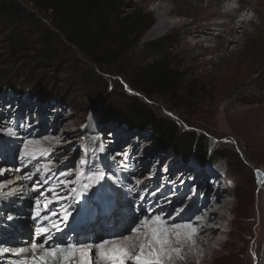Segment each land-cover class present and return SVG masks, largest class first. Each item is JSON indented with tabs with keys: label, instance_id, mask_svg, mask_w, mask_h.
<instances>
[{
	"label": "rangeland",
	"instance_id": "1",
	"mask_svg": "<svg viewBox=\"0 0 264 264\" xmlns=\"http://www.w3.org/2000/svg\"><path fill=\"white\" fill-rule=\"evenodd\" d=\"M15 1L19 2L26 12L33 16L32 26L30 25L20 34L24 41V48L18 47L11 38L0 35V73L6 68L9 69L11 63L18 59L19 56L16 57V54L19 50L24 51L26 49L23 54L28 58L36 57L37 52L35 51L44 43L39 28H47L54 32L49 40L56 55H59L62 59L60 62L43 69L39 77L43 87H53L50 91L51 96L46 97L43 101L40 96L32 95V92L34 94L37 92L36 89L29 91L21 86L19 87L15 82L2 83L0 81V101L3 102V105H9L8 108L14 106L25 117H29L31 113L33 122L36 121L39 113L48 108L49 111H53L51 113L53 118L57 116L58 109H63L64 114H62L68 117L66 119L68 124L64 127L72 124L70 126L72 130L69 133L70 136L65 139V142H70L68 143L69 149L63 156H66L67 160L72 158V162H75L73 167L75 166L76 169L81 164L79 162L83 160V153L88 148L85 138V130L88 126L92 127L95 137L94 144L97 149H101L107 143L101 144L100 137L107 136V140L113 139L115 130L119 128L118 125H121V130L115 135L117 139L119 134L127 136L122 148L129 143L136 144V141H139L142 137L145 142L143 141L141 145H145V147L140 148L138 151L140 153L145 150L147 159L154 157L162 159L160 163L155 162V160L151 161L153 165L149 169H158L161 171V177L165 176L167 169L172 165L173 168L187 167L192 175H197V179H200L202 173L205 179L207 175L210 176L208 180L206 179L205 186L211 184L214 187L220 183H225L231 191H234L235 184L230 182V177H225V172L221 170L223 166H226L232 176L238 178L241 182V192L243 194L245 190L252 188V186L247 185L248 179H251L254 188L256 187L252 197L254 217L249 219L252 224L250 232L246 234L245 239L240 243L241 246H244V250L241 254H238L239 260L241 259L238 264H264V235L258 223H256L259 214L257 193L264 186V0H235L239 8L236 14L247 18V21H241L236 25L231 22V15L227 19L224 18V20L214 18L217 9L210 7V2L213 0H166L168 3L163 0H116L118 5L116 13L112 16L113 23H117L118 20L131 21L133 18L140 16L149 19V23L144 31L135 38L136 41L135 39L129 40L123 46V50L125 48L126 50L122 51L116 64L104 65L99 69H96L97 67L95 68L94 64L88 58H85L77 48L66 46L64 35L56 30L51 13L46 14L37 10L32 0ZM160 6L169 8L172 11V15L168 18L174 24L170 25L160 35H155ZM232 12L233 10H230L229 14H235V12ZM36 25L40 26L36 27ZM159 48L168 51L158 53ZM164 55L168 57L167 61L173 64L172 67L178 69L181 73L189 74L192 78L199 76L201 81L197 87L204 91L199 95L194 89L195 97H183L178 104L179 108L173 106L174 113L172 112V106L166 102V99L157 96L147 97L137 87L136 74L151 64L157 57ZM93 69L99 75L101 74L103 83L107 85V88L91 95L84 89L81 75L83 72ZM47 83L51 86L45 85ZM121 96H138L145 104L150 105L158 116L175 119L178 115L181 118L180 129L183 132L191 131L195 133L203 146L207 147L208 157L204 160L197 159L194 156L181 157L174 148L161 146L150 129L132 128V126L120 122L119 119L108 121L106 125L101 126L99 124L100 113L111 100L123 98ZM11 97L15 98L14 105L11 104L14 102ZM20 100H27L28 102L24 103ZM238 101L242 103L238 104ZM21 107L22 109H20ZM92 118L97 120V124L92 122ZM10 119L11 123L14 122L13 117ZM101 129H111L113 134L109 135V132L105 134ZM134 138L136 140L130 142ZM7 139L11 142L18 141L14 138ZM73 139L77 141L72 143ZM110 146L111 144H108V148L112 147ZM18 148L17 151L15 150V154L11 155V159L12 156L15 160L19 159L21 146H18ZM122 148L119 149L122 150ZM78 149L80 150L79 153L75 154ZM151 150H156L159 154L155 156L156 154L154 155ZM99 153H101V156L104 154L100 150ZM125 154H128V152ZM139 155L140 157H137V160L138 163H141L143 155ZM97 156L99 154L96 155L95 152L93 159H96ZM2 159L4 160V157ZM107 159L112 161L114 157L109 155ZM46 163L49 164L48 161ZM10 164L4 163L0 167L20 170L21 160H18L12 166H9ZM32 169L34 170L36 167ZM120 169L121 172H125L122 168ZM81 171L78 173V178L73 181L76 184L77 179L81 178L79 175ZM180 171L176 170L175 174L178 176ZM257 171L261 175L260 178ZM5 172L3 176L6 175ZM82 172L85 174L86 170ZM146 172L138 177L140 181L144 177V180L140 182L142 184L147 183L150 178ZM52 177V175L47 176V179ZM132 177L135 178L134 175ZM3 178L0 180V185H6V182L3 181L9 179L7 177ZM88 178L89 176H86L83 183H87L86 185L90 183V191L96 190L98 187L93 188L91 180ZM129 178L131 177L129 176ZM259 179L262 182L259 183ZM36 181L39 180L31 182L30 187L32 191L38 192L34 189L40 187ZM103 181H106V178ZM131 184L133 183L127 185V191L128 189L129 191L139 189L136 186L131 187L133 186ZM100 185L105 187L103 183ZM161 186L164 187L165 185H159L160 192L166 187L162 188ZM143 187L145 188L147 185ZM196 187L197 185L195 186L193 182L190 183L186 189V196L177 206L184 205L185 208L189 209L193 203L188 194L195 193ZM78 189V185H72L69 194L73 193L74 198L79 194V196L81 195L79 198L83 197V199L88 195L90 196L87 192H80L82 187L80 190ZM177 191L175 189L173 193ZM124 195V192L119 193V200L121 198L125 199ZM203 198L204 195L200 192V200L202 201ZM102 199L103 196L98 195L92 201L96 202ZM174 199L172 197L167 200ZM189 201L190 204L187 203ZM136 203L135 205L130 203L129 210L139 214L145 208L140 207V211L138 209L139 202ZM94 204L90 203L83 213L86 214L90 207L93 208ZM35 206L37 205H34L33 209ZM30 207L31 205L28 209ZM158 210L160 209L156 211ZM167 211L170 212L168 215L167 212L161 213L162 218L167 219L170 217L169 215L174 213L170 207H167ZM138 222L135 221V225ZM55 230H53V233L58 231ZM66 230L65 226L57 236L63 237L64 232H66L65 237L68 240H76L73 238L75 237L73 231ZM122 234H126V231L124 230V233L118 232L115 238L120 237ZM90 237L83 236L81 239L88 242ZM183 243H187L186 240ZM191 243L194 247V241ZM258 244L260 259L256 258L254 250Z\"/></svg>",
	"mask_w": 264,
	"mask_h": 264
},
{
	"label": "bare ground",
	"instance_id": "2",
	"mask_svg": "<svg viewBox=\"0 0 264 264\" xmlns=\"http://www.w3.org/2000/svg\"><path fill=\"white\" fill-rule=\"evenodd\" d=\"M163 1L167 2L166 0ZM233 4L236 6L233 7ZM210 7L217 9L214 14V18H217L216 20H224V18L227 19L229 15H231L232 17H230V20L233 25L241 21H247L245 16L243 17L242 15L236 14L239 8L235 0H213L210 2ZM230 10H233L232 13L235 12V14H229ZM158 15L159 20L155 35H160L163 31L167 30L170 25L174 24L170 22L168 18L172 15V11L169 8L160 6ZM148 38H150V36H148ZM11 99L14 101L15 98L11 97ZM20 101L24 103L28 102L27 100ZM14 103L15 101L11 104L14 105ZM8 107L10 106L3 105V102L0 101V155L4 157L3 163H11L9 166H12L14 163L16 164L18 160H21V164L20 170H10L8 169L9 167H6V169H4L5 167H0V180H2V177L9 178L3 181L6 182V185H0V264L9 262L8 259H6L7 261H3V259L7 257L4 252L9 249V245L7 244H12L15 253H20L21 256L29 260V262H25L18 257L19 263L34 264V259L38 255H42L44 249L49 246L87 244L92 245L90 251L92 264H106V262L98 256L99 250L96 248V245L106 240L123 243L125 237H131L134 242L139 243L136 238L135 229H140V231L143 232L142 221L144 219L157 215L161 217V213L166 212L168 215L170 212L167 211V207L173 209L174 212L173 215L169 216H174L178 213V210L183 209L182 213H179V222H191L193 218L200 215L205 217L204 221H199L194 224L198 227L199 231L192 237L194 247L191 246L190 243H183L182 239L180 245V257L182 258H175L171 264H238V261L241 260H239L238 254L243 252L244 246H241L240 243L245 239L246 234L250 232L252 224L249 222V219L254 217L252 197L254 196L253 191H255L254 189L256 187L254 188L251 179H248L247 185L250 187L252 186V188H248V190L245 191L243 190V194V192H241V182L237 178L233 179L230 174L231 172L226 166H223L221 170L227 174V177H230V182L235 184L234 191H231L225 183H220L218 186L214 187L211 184L205 186L204 184L207 182L206 179L208 180L210 176L207 175L205 179L202 173L200 176L201 180L197 179V175H192V172L187 167L184 168L179 166L173 168L172 165L167 169L165 176L161 177V171L158 169H149L153 165L151 161L155 160V162L158 161L160 163L162 159L155 157V159H147L145 150L140 153L138 151L140 148L145 147V145H141L143 141L145 142L142 137L139 141H136V144L129 143L119 151H111L112 148H108V144H111V146L117 144L115 133L121 130L120 125H118L119 128L115 130L112 137L113 139L107 140V136L100 137L99 140L101 144L107 143V145H103L101 149H97L94 144V133L91 129L92 127L88 126L85 130L88 148L87 151L83 153L82 160H86L87 165H83L79 162L81 164H79L76 169L75 166L73 167L75 162H72V158L67 160L68 158L63 156L68 151V143H70L65 142V139L70 136L69 133L72 131L70 128L72 124L64 127V125L68 124L66 120L68 117L63 115V109L57 108L59 110L58 114L53 118L51 115L53 111H49L48 108L44 111L45 113H39L36 121L33 122L31 113L29 117H25L19 110H16L14 106L11 108ZM20 109H22V107ZM12 117L14 119V122H12L13 124L10 122V118ZM91 120L93 123L97 124L95 118ZM8 129L16 131L17 135L22 136V139L19 138L18 141L11 142L7 138L13 137H10L7 132L5 133ZM28 140H42V147L49 156L45 158L44 155H41L38 157L37 161H33L26 155H23L22 147ZM135 140L134 138L130 142ZM72 141V143H75L77 140L73 139ZM18 146H21L19 150V159L15 160L13 158L14 156H12L11 159V155L15 154V150L17 151V149H19ZM127 146L131 147L128 148ZM125 148L126 150H124ZM99 150L104 153L102 156ZM79 151L78 149L75 154L79 153ZM121 151L123 152L121 153ZM151 151L154 155L156 154L155 156L159 154L156 150ZM95 152L96 155L99 154V156L93 159ZM126 152H128V154H125ZM139 154L143 155H141L143 157L140 161L141 163H138L137 160V157H140ZM109 155L114 157L112 161L107 159ZM46 161H48L49 164H47ZM33 167H36V169L33 170ZM119 168H122L125 172H121ZM81 170H86V173L83 177L77 179L76 184L73 181L76 180L75 178H78V173ZM176 170H181L178 176L175 174ZM146 171L149 172L147 173ZM4 172L6 173L5 176H3ZM144 172H146L150 178L147 183L142 184L140 182L144 180V177H141V181L138 177L143 175ZM257 173L258 177H261L258 171ZM51 175L53 177L47 179V176ZM132 175H134L135 178L132 177ZM86 176L93 178L91 179V186L93 188L98 187L96 190L90 191V183L85 187L87 183H83V181L86 179ZM97 176L100 178L95 179ZM129 176L131 178H129ZM105 178L106 181H103ZM35 180H39L36 181V183H38L40 187L34 188L38 192L32 191L30 187V183ZM192 182L195 186L197 185L196 192L188 194L193 204L189 209L185 208L184 205L177 206L184 198L185 193H187L186 189ZM260 182H262L261 179H259V183ZM102 183L105 187L100 185ZM129 183H133L131 187L136 186L139 189L135 191H133L134 189H131V191L128 189L127 191L126 187ZM72 185H78V190L82 187L80 192H87L90 196L88 195L83 199V197L79 198L81 195L79 196V194H77L76 198H74L75 195L72 196L73 193L69 194ZM144 185H147V187L144 188ZM159 185H165L166 187L164 186L165 189L160 192ZM161 187L164 188L163 186ZM173 187L175 188L173 189ZM175 189L178 191L173 193ZM146 191L147 193H145ZM122 192L125 194V199L121 198L119 200V193ZM200 192L204 195L202 201L200 200ZM56 194L57 196H55ZM92 194L95 195L92 197ZM98 195L103 196V199L96 202L92 201V199ZM172 197L175 199L167 200ZM136 202H139L138 209L140 211V207L145 208V210L139 212V214L138 212L136 213L129 210L130 203L135 205ZM257 202L259 214L257 218L255 217L256 223H258L264 235V186L260 188L257 193ZM90 203L95 204L93 208L90 207L88 212L84 214L83 212L87 210ZM187 203L190 204V201ZM30 205L31 207L28 209ZM34 205L37 206L33 209ZM157 209L160 210L156 211ZM65 210H67V212H74L77 210L76 213L78 218L76 217V220H74L71 225L66 223L70 220V216L67 217V220L63 218ZM53 212H55L56 215H52ZM45 217H47V219H45ZM161 219L168 225L166 218L161 217ZM135 221H139L138 224L135 225ZM53 222H58V231H56L57 229L55 227L51 226ZM63 222L64 224H61ZM65 226L67 228L66 231H73L75 235L73 238L76 240H68L65 237L66 232H64L63 237L57 236ZM120 227L122 229H119ZM41 228H46L48 230L47 233H41ZM53 230L56 232L53 233ZM124 230L126 234H122L120 237L115 238L118 232L124 233ZM46 235H51L52 240L47 241L43 248L33 249L32 244L36 243L39 245L41 241L45 240ZM83 236L91 237L88 242H86L81 239ZM25 237L29 238L25 239ZM107 248L110 250L111 244H109ZM254 250L256 258L260 259L258 252L259 244L256 245V249ZM60 255L62 256V254ZM8 258L10 257L8 256ZM77 261L78 256L77 260L73 261V264H77ZM56 264H62V259L57 260ZM128 264H133V262L129 261Z\"/></svg>",
	"mask_w": 264,
	"mask_h": 264
},
{
	"label": "trees",
	"instance_id": "3",
	"mask_svg": "<svg viewBox=\"0 0 264 264\" xmlns=\"http://www.w3.org/2000/svg\"><path fill=\"white\" fill-rule=\"evenodd\" d=\"M32 1L37 10L52 14L55 28L64 35L66 46L77 48L85 58L94 64L95 68L97 67L96 69L104 65L116 64L122 51L126 50V48L123 50V46L129 40H134L139 36L149 23V19L143 16L133 18L131 21L118 20L117 23H113L112 16L116 13L118 5L116 0ZM32 21L33 16L29 15L19 2L0 0L1 36L11 38L18 47L24 48V41L20 34L31 25ZM39 26L36 25V27ZM39 29L44 43L35 51L37 52L36 57L28 58L23 54L26 49L19 50L16 54V57L19 56L18 59L16 58L17 60L11 63L9 69L1 71L0 81L2 83L15 82L19 87L29 91L36 89L37 92L35 94L32 92V95L40 96L44 101L46 97L52 95L50 91L53 87L49 83L45 85L51 86V88L43 87L42 82L39 81L41 71L60 62L62 57L56 55L49 40L54 32L47 28ZM167 51L159 48L158 53ZM167 60L166 55L157 57L137 73V87L147 97L157 96L166 99L174 113L173 106L179 108L178 104L183 97L193 98L196 96L195 90L199 95L204 91L197 87L201 81L199 76L192 78L189 74L181 73ZM81 78L88 94L93 95L100 92L101 89L107 88V85L103 83V77L95 69L83 72ZM121 97L123 98L111 100L102 110L99 117L101 126L106 125L108 121L119 119L120 122L132 126V128L150 129L161 146L174 148L181 157L194 156L201 160L208 157L207 147L203 146L196 134L191 131L183 132L180 129L181 118L178 115L175 119L158 116L153 108L145 104L138 96ZM238 102V104L242 103ZM101 131L105 134L108 132L109 135L113 134L111 129H101ZM125 137L127 136L119 134L117 144L111 147V151H119V148H122L127 140ZM225 177H227L226 173ZM233 179L236 178L233 177Z\"/></svg>",
	"mask_w": 264,
	"mask_h": 264
},
{
	"label": "snow or ice",
	"instance_id": "4",
	"mask_svg": "<svg viewBox=\"0 0 264 264\" xmlns=\"http://www.w3.org/2000/svg\"><path fill=\"white\" fill-rule=\"evenodd\" d=\"M233 7L236 5L233 4ZM12 132V129H9ZM25 155H31V153L26 152ZM83 165H87V161H81ZM83 177L84 173H80ZM97 176L95 179H99ZM88 179H93L89 177ZM70 183V182H69ZM87 187V185H85ZM75 191V189H73ZM52 215H56L55 212ZM70 215L67 210L64 212V220ZM47 219V217H45ZM52 227L59 230L58 222H53ZM143 232L140 229H135L136 238L139 243L133 241L131 237H125L123 243H116L110 241H104L96 245L98 251V256L106 262V264H128L132 261L133 264H171L175 258L180 257L181 252V240L182 239H192L195 234V229L192 225H166L162 221L160 216L149 217L142 221ZM191 229V231L184 233L178 231V229ZM46 228H41V233H47ZM52 240L51 235H46L45 240L41 241L38 245L36 243L32 244L33 249L43 248L47 241ZM111 244V249L109 250L107 246ZM92 245L87 244H67L65 246L55 245L49 246L44 249L42 255H38L34 259V264H56L57 260L62 259V264H73L74 260L78 261L77 264H92L90 258V251ZM23 251V250H21ZM62 254V256L60 255Z\"/></svg>",
	"mask_w": 264,
	"mask_h": 264
}]
</instances>
